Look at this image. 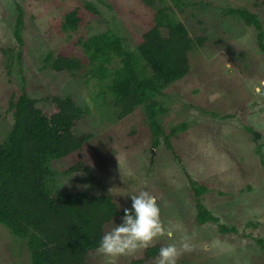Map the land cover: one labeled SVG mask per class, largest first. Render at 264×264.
<instances>
[{
	"label": "rangeland",
	"instance_id": "1",
	"mask_svg": "<svg viewBox=\"0 0 264 264\" xmlns=\"http://www.w3.org/2000/svg\"><path fill=\"white\" fill-rule=\"evenodd\" d=\"M86 2L97 10L86 12L78 30L64 32L66 14ZM163 5L187 24L194 38H206L190 53V72L156 99L166 108L160 119L167 130L187 125L172 136L173 149L166 148L164 138L153 148L143 106L123 118H110V110L101 112L97 79L84 70L81 75L53 70L45 61L52 51L84 54L78 39L106 30L136 49L155 22V10L141 0H0V139L13 123L9 101L14 93L26 90L44 108L50 107L44 98L71 95L91 110L76 131L94 136L82 151L55 163L66 190L108 192L121 208L131 207L129 193L148 190L157 197L161 219L173 233L153 245L179 246L182 237H190L193 250L182 253L177 264H264V166L255 134L247 129L261 134L264 156V51L258 31L231 13L233 8H248L257 13L264 29V0H163ZM19 8L22 44L15 36ZM135 53L138 69L148 66ZM79 160L86 170L62 174ZM188 174L209 187L207 207L238 233L221 236L214 225L194 223ZM120 223H112L106 232ZM15 240L0 225V264H31L28 251ZM144 249L118 257L97 251L89 260L134 264Z\"/></svg>",
	"mask_w": 264,
	"mask_h": 264
},
{
	"label": "trees",
	"instance_id": "2",
	"mask_svg": "<svg viewBox=\"0 0 264 264\" xmlns=\"http://www.w3.org/2000/svg\"><path fill=\"white\" fill-rule=\"evenodd\" d=\"M141 1L155 10V22L142 34L136 49H129L124 38L106 30L78 39L84 54L52 51L45 61L53 70L80 75L84 70L97 79L98 95L104 104L101 112L110 110V118L116 114L123 118L143 106L153 148H158L164 138L166 148L173 149L172 136L187 125L167 130L160 119L166 108L156 99L190 72V53L203 46L206 38H194L187 24L170 12L163 0ZM19 9L15 36L22 44L23 11ZM96 10L90 2L71 10L62 30H78L86 12ZM231 13L258 31V45L264 51L263 22L257 13L244 7L233 8ZM135 51L151 70L148 66L138 69ZM44 100L50 107L40 106L37 98L23 90L14 93L9 101L13 123L0 139V225L6 226L15 241L26 248L31 264H92L90 254L97 252L106 229L122 220L124 208L108 192H72L62 186L55 163L82 151L93 138V132L76 131L78 122L89 116L91 110L71 95H51ZM247 129L255 134L264 166L262 143L258 141L261 134L252 127ZM82 170H86L84 161L79 160L62 174L75 175ZM189 177L196 213L194 223L214 225L221 236L238 233L237 227L221 223L207 207L209 187ZM162 246L158 243L145 248L143 256L133 263L156 260Z\"/></svg>",
	"mask_w": 264,
	"mask_h": 264
},
{
	"label": "clouds",
	"instance_id": "3",
	"mask_svg": "<svg viewBox=\"0 0 264 264\" xmlns=\"http://www.w3.org/2000/svg\"><path fill=\"white\" fill-rule=\"evenodd\" d=\"M259 92V89H257ZM67 183V182H66ZM131 208H124L122 223L116 224L101 238L97 251L109 257H118L133 253L139 249L152 246L158 239L173 233L161 219V210L157 197L148 190L129 193ZM129 194H121L128 196ZM190 237H182L179 246L176 243L162 246L159 249L155 264H177L182 253L193 250Z\"/></svg>",
	"mask_w": 264,
	"mask_h": 264
}]
</instances>
